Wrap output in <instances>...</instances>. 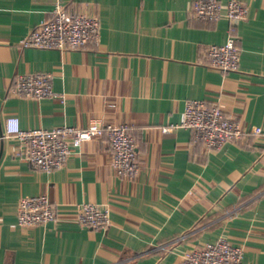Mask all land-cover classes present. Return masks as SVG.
Returning <instances> with one entry per match:
<instances>
[{
  "label": "crops",
  "instance_id": "0c3cea01",
  "mask_svg": "<svg viewBox=\"0 0 264 264\" xmlns=\"http://www.w3.org/2000/svg\"><path fill=\"white\" fill-rule=\"evenodd\" d=\"M192 1L65 0L98 16L99 38L60 50L17 44L56 0H0V264H181L186 249L221 236L242 247L243 264H264V0H240L239 66L226 72L199 50L225 42L228 21L194 18ZM26 72H51L64 100L9 92ZM191 98L218 102L262 132L215 150L187 128L163 132ZM10 115L22 128L124 123L139 171L115 172L105 135L73 145L59 168L35 169L4 135ZM41 193L56 220L17 225L19 199ZM83 202L108 207L109 224L77 223L72 213Z\"/></svg>",
  "mask_w": 264,
  "mask_h": 264
},
{
  "label": "built area",
  "instance_id": "2783aa9c",
  "mask_svg": "<svg viewBox=\"0 0 264 264\" xmlns=\"http://www.w3.org/2000/svg\"><path fill=\"white\" fill-rule=\"evenodd\" d=\"M192 16L196 19L228 21L227 38L221 44L209 43L199 50L201 59L224 72L237 70L239 49L237 24L247 14V7L240 0H193ZM99 18L96 14L69 10L65 0H56L50 15L20 38L22 47L65 49L96 44L99 38ZM51 72H26L14 77L9 89L13 95L30 98L64 100V95L53 89ZM192 131V140L207 150L221 148L228 141H241L250 132L259 135L260 126L244 127L223 111L218 102L191 98L186 100L177 123L161 127L163 132L177 128ZM4 135L18 141L16 154L33 168L50 171L61 167L72 151L73 145L93 137L105 135L110 148V164L118 175L133 178L139 171L137 144L124 123L99 124L91 122L80 128L61 125L52 128H22L16 116L4 119ZM108 207L83 202L75 205L73 218L89 229L105 228L110 222ZM58 212L46 194L22 196L18 201L16 224L29 227L56 220ZM243 250L226 237L194 245L181 255V264H243Z\"/></svg>",
  "mask_w": 264,
  "mask_h": 264
}]
</instances>
